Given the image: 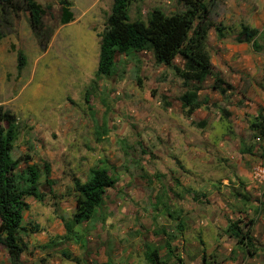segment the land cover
Here are the masks:
<instances>
[{"label": "rangeland", "instance_id": "374dc122", "mask_svg": "<svg viewBox=\"0 0 264 264\" xmlns=\"http://www.w3.org/2000/svg\"><path fill=\"white\" fill-rule=\"evenodd\" d=\"M52 32L43 51L25 12H0V107L18 122L11 156L17 174L50 166L41 178L42 201L26 198L20 264H150L147 246L161 264H264V139L251 123L264 108V0H219L207 49L213 73L234 86L225 96L214 77L199 86L201 108L188 117L181 98L192 91L151 52L117 55L111 77L97 78L100 43L114 0H69L73 21L61 23L59 0H36ZM134 23L174 20L182 0H135ZM242 26L261 31L260 52L236 38ZM26 64L18 70V55ZM173 65L182 68L177 57ZM194 86H198L193 84ZM89 98V103L86 98ZM251 151V153H250ZM95 167L117 179L80 240H64L65 223L77 209L75 181L86 183ZM169 209L172 217L167 215ZM250 220L255 253L249 256L228 234ZM38 227V231H35ZM70 254L71 258L65 257ZM0 264H12L0 246Z\"/></svg>", "mask_w": 264, "mask_h": 264}, {"label": "trees", "instance_id": "16d2710c", "mask_svg": "<svg viewBox=\"0 0 264 264\" xmlns=\"http://www.w3.org/2000/svg\"><path fill=\"white\" fill-rule=\"evenodd\" d=\"M135 0H114L112 13L108 18L105 30L100 34V56L96 72L97 78L111 77L115 72L117 55H130L134 52H151L157 63L171 67L176 76L186 86L192 85V91L185 93L181 98L182 108L188 117H191L201 108L198 93L199 86L209 77H214L213 90L225 96L234 91V86L222 77L214 75L213 64L207 49L210 30L214 29L219 39H224V27L217 25L212 19L214 7L219 0H182L186 11L182 17L174 20L159 21L153 19L150 27L141 23H134L128 15V6ZM63 25L73 21L72 4L69 0H59ZM0 12L6 20L17 16L21 12L29 15V24L43 51H46L52 32L46 27L44 19L46 12L36 0H0ZM261 31L256 28L242 26L236 38L240 44H252L256 52L261 47L258 38ZM1 40V35H0ZM180 57L184 65L182 68L173 65L174 60ZM18 70L26 64L23 53L18 55ZM196 84L198 86H194ZM89 103V98H86ZM251 131L264 139V108H260L253 119ZM18 136L17 118L4 107H0V246H3L11 259L12 264H20L25 245L21 239L22 233L28 230L24 227V212L30 206L26 198L34 197L42 201L40 193L41 178L45 176L46 183H50L51 169L48 164L43 171L36 166H29L22 175L17 174L19 161L13 160L11 153ZM251 153V151H250ZM117 179L110 175L107 168L95 167L90 171L86 183L75 181L77 209L72 219L65 223L66 234L64 240L79 241L81 228L90 222L100 212L105 196L109 189L116 187ZM167 215L172 217L169 209ZM255 220H250L246 231L239 224L232 223L228 227V234L245 249L249 256H254L255 245L253 228ZM38 231V227L34 229ZM169 254L175 256L176 264H184L183 260L173 253L170 242H166ZM71 258L70 254L64 253ZM147 260L150 264H161L159 249L147 246ZM106 264H112L107 261ZM202 264H212L203 255Z\"/></svg>", "mask_w": 264, "mask_h": 264}, {"label": "built area", "instance_id": "2783aa9c", "mask_svg": "<svg viewBox=\"0 0 264 264\" xmlns=\"http://www.w3.org/2000/svg\"><path fill=\"white\" fill-rule=\"evenodd\" d=\"M256 175L259 176V177H263L264 169L258 168L257 171H256Z\"/></svg>", "mask_w": 264, "mask_h": 264}, {"label": "crops", "instance_id": "0c3cea01", "mask_svg": "<svg viewBox=\"0 0 264 264\" xmlns=\"http://www.w3.org/2000/svg\"><path fill=\"white\" fill-rule=\"evenodd\" d=\"M213 64V63H212Z\"/></svg>", "mask_w": 264, "mask_h": 264}]
</instances>
